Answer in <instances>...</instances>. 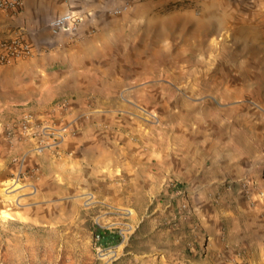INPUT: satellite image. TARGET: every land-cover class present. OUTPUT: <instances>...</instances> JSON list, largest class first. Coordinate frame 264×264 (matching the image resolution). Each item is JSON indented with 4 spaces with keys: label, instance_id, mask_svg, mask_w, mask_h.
I'll list each match as a JSON object with an SVG mask.
<instances>
[{
    "label": "rangeland",
    "instance_id": "obj_1",
    "mask_svg": "<svg viewBox=\"0 0 264 264\" xmlns=\"http://www.w3.org/2000/svg\"><path fill=\"white\" fill-rule=\"evenodd\" d=\"M144 1L149 5L117 20L131 27L106 42L120 64L111 84L116 119L105 118L91 136L94 150L121 159L130 143L141 151L146 140L147 150L161 147L172 159L192 154L207 165L212 157H239L250 167L246 161L264 138V24H245L237 9L224 5L229 0ZM14 158L24 157H9L15 169L0 178L7 194L31 183L36 171ZM88 168L86 201L42 208L38 220L24 218L26 201L17 206L8 198L10 209L0 212V264H238L201 239L207 231L192 212L206 207L193 210L189 199L201 202L210 192L187 191L170 176L158 185L154 164L150 187L140 175L134 191L121 166L117 175L114 166ZM29 187L32 192L33 182ZM96 227L118 232L119 243L99 247Z\"/></svg>",
    "mask_w": 264,
    "mask_h": 264
},
{
    "label": "crops",
    "instance_id": "obj_2",
    "mask_svg": "<svg viewBox=\"0 0 264 264\" xmlns=\"http://www.w3.org/2000/svg\"><path fill=\"white\" fill-rule=\"evenodd\" d=\"M127 2L131 0H23L18 11L0 9V39L20 35L32 46L28 57L0 65V178L5 179L9 167L15 169L9 165L10 156H22L28 166L36 168L32 192V182L27 181L12 194L0 188V212L10 209V197L13 204L18 200L17 206L26 201V215L21 216L30 220H38L42 208L69 206L83 198L86 201L88 174L92 175L88 166L94 163L114 166L112 175H117L121 166L128 190H135V184L141 182L140 175L142 185L150 187V169L154 164L158 168V185L165 184V177L170 176L187 191L210 192L201 202L189 199V203L193 210L206 207L192 213L198 215L200 226H205L207 234L200 238H207L206 245L214 249V254L238 264H264L262 136L250 162L246 161V165H251L248 168L242 167L239 157H212L207 165L192 154L172 159L161 147L147 150L146 140H140L141 151L130 143L128 149L132 150L121 159L94 150L96 143L91 136L105 118L116 119L111 116V84L113 73L117 84L120 64L117 51L105 49L106 42L111 38L116 41L119 28L131 27L126 23L120 25L119 17L134 9L136 12L145 3L149 5L135 1L120 15L110 13L111 8ZM224 5L237 9L245 24H264V0H229ZM68 11L79 15L81 21L74 31L52 35L49 22ZM104 111L110 114L104 116ZM25 114H32L46 125L65 128L62 144L37 155L33 140L8 142L4 131ZM18 133L16 130L15 134ZM46 142L49 144L50 140ZM219 191L226 193L217 196ZM245 192L250 193L244 196Z\"/></svg>",
    "mask_w": 264,
    "mask_h": 264
},
{
    "label": "built area",
    "instance_id": "obj_3",
    "mask_svg": "<svg viewBox=\"0 0 264 264\" xmlns=\"http://www.w3.org/2000/svg\"><path fill=\"white\" fill-rule=\"evenodd\" d=\"M141 1V0H131ZM131 2H127L121 6L113 7L110 13L119 15L128 10ZM23 4V0H0V9L4 11H18ZM81 21L79 15L70 11L54 17L48 24L49 31L52 35H58L60 32L74 31L77 24ZM32 52V46L24 40L20 35H14L7 39H0V65L11 64L16 60L28 57ZM16 130H19L18 134ZM65 128H57L52 125L37 120L32 114H25L16 124L5 131L4 137L8 142L33 140L35 142L34 152L43 153L50 147H58L65 138ZM46 140H50L48 144ZM15 163L23 165L24 158L13 159ZM21 169L14 174L13 180L17 182L20 179ZM1 184V182H0ZM4 192L7 188H3Z\"/></svg>",
    "mask_w": 264,
    "mask_h": 264
},
{
    "label": "trees",
    "instance_id": "obj_4",
    "mask_svg": "<svg viewBox=\"0 0 264 264\" xmlns=\"http://www.w3.org/2000/svg\"><path fill=\"white\" fill-rule=\"evenodd\" d=\"M93 235L97 241V245L103 249L117 245L120 241L119 233L114 230L96 227Z\"/></svg>",
    "mask_w": 264,
    "mask_h": 264
},
{
    "label": "bare ground",
    "instance_id": "obj_5",
    "mask_svg": "<svg viewBox=\"0 0 264 264\" xmlns=\"http://www.w3.org/2000/svg\"><path fill=\"white\" fill-rule=\"evenodd\" d=\"M97 148V147H96ZM81 149V148H80ZM97 151V150H96ZM94 155H96V154H94ZM84 168V167H83ZM80 170V169H79ZM63 172H64V170H62ZM61 173V172H60ZM91 174V173H90ZM69 177V176H68ZM77 177V176H76ZM78 181V180H77Z\"/></svg>",
    "mask_w": 264,
    "mask_h": 264
}]
</instances>
